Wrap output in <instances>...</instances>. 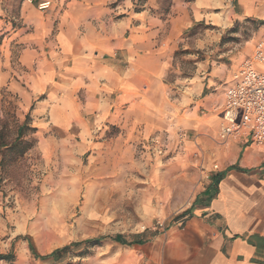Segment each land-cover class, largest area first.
<instances>
[{
	"label": "crops",
	"instance_id": "obj_1",
	"mask_svg": "<svg viewBox=\"0 0 264 264\" xmlns=\"http://www.w3.org/2000/svg\"><path fill=\"white\" fill-rule=\"evenodd\" d=\"M2 1L0 31L7 34L0 45V86L20 96L38 128L43 158L60 149L70 150V158L97 155L178 126L198 136L185 141L184 155L157 157L180 170L196 166L188 182L164 184L165 195L171 189L188 194L175 221L149 241L120 245L102 264H264V144L248 136L221 140L222 108L214 110L224 105L242 60L260 45L264 60V37L244 46L231 68L222 63L208 70L201 62L206 69L188 85L180 75L168 78L176 72L183 30L264 17V0H176L165 19L153 11L155 0H40L49 8L24 2L15 26L2 17ZM112 126L121 133L109 136ZM55 132L71 137L58 140L50 135Z\"/></svg>",
	"mask_w": 264,
	"mask_h": 264
},
{
	"label": "rangeland",
	"instance_id": "obj_2",
	"mask_svg": "<svg viewBox=\"0 0 264 264\" xmlns=\"http://www.w3.org/2000/svg\"><path fill=\"white\" fill-rule=\"evenodd\" d=\"M39 1L3 0L2 17L15 26L20 5L32 2L43 9ZM146 1L135 0V4ZM175 1L155 0L153 11L165 19L171 15ZM232 1L237 5V0ZM234 9L239 11L237 6ZM260 20L264 17H233L229 25L199 22L186 28L174 55L176 72L169 74V80L180 75L188 85L196 73L206 69L199 68L201 62H208V70L222 63L231 68L244 46L264 37L259 34L263 27L259 26ZM6 34L0 31V45ZM12 51L15 62L17 44ZM252 54L253 51L244 60ZM258 64L264 67V60ZM221 108L214 106L216 114ZM203 110L206 111L201 107L200 113ZM25 123L23 139L33 146L19 156L1 143L12 144L19 126ZM120 131L112 126L108 135L115 136ZM50 135L58 140L71 137L65 132ZM197 137L191 129L178 126L170 133L139 135L130 145L109 148L97 155L90 151L70 158L66 155L70 150L60 149L45 159L36 148L38 128L32 125L20 96L7 85L0 86V254H14L12 260L0 259V264H102L122 245L112 236L122 234L132 240L141 234L148 239L156 231L165 230L186 205L183 199L188 194L177 195L171 189L165 195L164 184L175 188L188 182L196 166L189 163L180 170L157 157L169 160L184 155L185 141ZM189 189V194L194 191L192 186ZM99 236L108 237L96 244L72 246L57 259L43 258L56 248ZM30 242L38 256L31 251Z\"/></svg>",
	"mask_w": 264,
	"mask_h": 264
},
{
	"label": "built area",
	"instance_id": "obj_3",
	"mask_svg": "<svg viewBox=\"0 0 264 264\" xmlns=\"http://www.w3.org/2000/svg\"><path fill=\"white\" fill-rule=\"evenodd\" d=\"M49 5L41 3V8ZM255 59H263L261 45L253 57L243 61L234 83L226 89L218 131L221 140L248 136L264 144V72L255 67Z\"/></svg>",
	"mask_w": 264,
	"mask_h": 264
},
{
	"label": "trees",
	"instance_id": "obj_4",
	"mask_svg": "<svg viewBox=\"0 0 264 264\" xmlns=\"http://www.w3.org/2000/svg\"><path fill=\"white\" fill-rule=\"evenodd\" d=\"M259 26H264V20H260L259 21ZM25 127H26V123L22 124L21 126H19L18 134H17V136H16V138H15V140H14V142L12 144L8 145L7 143L2 142L1 146H4V148L6 150H11V151L14 150L19 156L23 155L28 149H30L33 146V144L31 142L25 141L23 139ZM32 129L35 130V128H32ZM158 233L159 232L156 231L152 235V237L148 238V239H143L141 237V234H137L135 236V238H133L132 240H129V239L125 238L122 234H116L115 236H112L111 239H113L116 242H119L121 244H126V245L142 244V243H144L146 241H149V240L153 239V237H155V235L158 234ZM106 237H108V236H99V237L92 238V239H86L84 241L72 242V243H70L68 245H65V246L61 247V248L54 249L50 253H48L45 256H43V258L57 259V257L62 252L69 251L72 246H77V245H80L82 243L96 244V243H99L102 239H104ZM30 248H31V251L35 254V256H38V254H37L32 242H30ZM13 258H14V254L12 252H9L7 254H0V259L12 260Z\"/></svg>",
	"mask_w": 264,
	"mask_h": 264
},
{
	"label": "bare ground",
	"instance_id": "obj_5",
	"mask_svg": "<svg viewBox=\"0 0 264 264\" xmlns=\"http://www.w3.org/2000/svg\"><path fill=\"white\" fill-rule=\"evenodd\" d=\"M260 60H262V59H255V61H260Z\"/></svg>",
	"mask_w": 264,
	"mask_h": 264
}]
</instances>
